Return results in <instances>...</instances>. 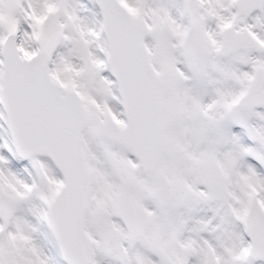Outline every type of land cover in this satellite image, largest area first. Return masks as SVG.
<instances>
[{
    "label": "snow or ice",
    "instance_id": "1",
    "mask_svg": "<svg viewBox=\"0 0 264 264\" xmlns=\"http://www.w3.org/2000/svg\"><path fill=\"white\" fill-rule=\"evenodd\" d=\"M0 264H264V0H0Z\"/></svg>",
    "mask_w": 264,
    "mask_h": 264
}]
</instances>
